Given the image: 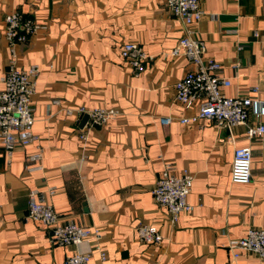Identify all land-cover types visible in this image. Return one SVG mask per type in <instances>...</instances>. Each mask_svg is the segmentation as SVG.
<instances>
[{
    "label": "crops",
    "instance_id": "crops-1",
    "mask_svg": "<svg viewBox=\"0 0 264 264\" xmlns=\"http://www.w3.org/2000/svg\"><path fill=\"white\" fill-rule=\"evenodd\" d=\"M200 4L195 35L230 79L224 93L264 105V0ZM14 11L38 24L13 46L17 67L40 69L31 96L37 140L15 144L10 154L0 142V264H64L67 255L92 248L52 243L46 228L26 217L33 189L60 220L100 229L106 258L94 252L89 264H264L246 252L233 259L227 247L249 227H264V139H250L246 125L180 122L194 108L175 101L174 85L192 66L168 54L184 26L165 0H0V89L11 59L4 18ZM125 42L152 56L143 73L134 75L121 59ZM79 107L117 114L91 124L81 121ZM257 122L264 124V115L249 116V124ZM37 145L41 168L28 160ZM243 146L252 150L251 180L232 183L233 151ZM167 162L173 173L193 175V208L174 224L151 194ZM143 224L157 227V243L138 238Z\"/></svg>",
    "mask_w": 264,
    "mask_h": 264
},
{
    "label": "built area",
    "instance_id": "built-area-1",
    "mask_svg": "<svg viewBox=\"0 0 264 264\" xmlns=\"http://www.w3.org/2000/svg\"><path fill=\"white\" fill-rule=\"evenodd\" d=\"M201 0H165L167 8L183 23V34L177 45L168 53L172 56H183L192 69L177 79L175 101L184 108H194L190 116L181 117V123L188 121L211 120L219 127L246 125L247 136L264 139V124L257 122L249 124V116L264 115V105L249 95H231L224 93V88L230 86L229 78L221 74V64L213 57L205 54L204 41L195 35L194 27L201 18ZM38 28L32 19L24 18L19 12H11L4 18V35L11 46V59L1 78L0 89V142L8 154L15 144L25 147L33 144L37 136L33 132L34 116L31 96L35 91V77L39 73L37 65L26 69L16 66L14 45L23 43L27 37ZM121 59L129 65L134 75L143 73L146 62L152 57L137 42H125L119 49ZM237 66V63L233 64ZM256 86L250 92L256 93ZM77 111L87 114L91 124H102L113 119L117 111L114 108L97 107ZM170 117L162 119L167 124ZM85 138L83 133L79 134ZM42 148L37 145L36 151L28 155V160L39 164ZM252 150L250 146L235 148L230 171L232 183H248L251 180ZM193 175L188 169L172 172L170 163L164 168L156 180L151 194L153 200L164 207L172 224L181 213H189L193 206L188 201L192 189ZM53 193V189L49 190ZM26 217L40 222L47 230L49 239L57 245H76L92 242V248L86 253H72L65 257L64 264H89L92 253H97L99 259L106 258V252L101 244V231L98 227H88L69 220H60L51 203L47 202L36 189L28 192V207ZM138 238L145 243H157L160 240L155 225L143 224L137 228ZM233 259L241 252L250 253L264 260V227L251 226L244 236L229 239L227 244Z\"/></svg>",
    "mask_w": 264,
    "mask_h": 264
},
{
    "label": "water",
    "instance_id": "water-1",
    "mask_svg": "<svg viewBox=\"0 0 264 264\" xmlns=\"http://www.w3.org/2000/svg\"><path fill=\"white\" fill-rule=\"evenodd\" d=\"M87 117H88L87 114H83V116H82V120H81V121H82V122L86 121V120H87Z\"/></svg>",
    "mask_w": 264,
    "mask_h": 264
}]
</instances>
